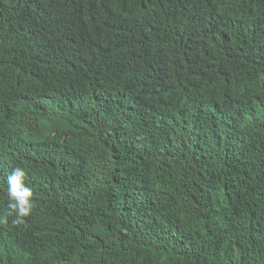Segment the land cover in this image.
<instances>
[{
  "label": "trees",
  "instance_id": "trees-1",
  "mask_svg": "<svg viewBox=\"0 0 264 264\" xmlns=\"http://www.w3.org/2000/svg\"><path fill=\"white\" fill-rule=\"evenodd\" d=\"M0 264H264V0H0Z\"/></svg>",
  "mask_w": 264,
  "mask_h": 264
},
{
  "label": "clouds",
  "instance_id": "clouds-1",
  "mask_svg": "<svg viewBox=\"0 0 264 264\" xmlns=\"http://www.w3.org/2000/svg\"><path fill=\"white\" fill-rule=\"evenodd\" d=\"M26 171L22 167H15L7 175V211L0 217V223H7L8 217H14L12 223L22 225L30 216L34 208L33 190L26 182Z\"/></svg>",
  "mask_w": 264,
  "mask_h": 264
}]
</instances>
